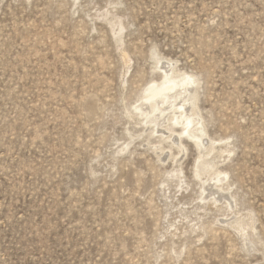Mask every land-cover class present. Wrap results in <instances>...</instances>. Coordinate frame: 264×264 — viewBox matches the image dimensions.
<instances>
[{"label":"rangeland","instance_id":"1","mask_svg":"<svg viewBox=\"0 0 264 264\" xmlns=\"http://www.w3.org/2000/svg\"><path fill=\"white\" fill-rule=\"evenodd\" d=\"M0 264H264V0H0Z\"/></svg>","mask_w":264,"mask_h":264},{"label":"bare ground","instance_id":"2","mask_svg":"<svg viewBox=\"0 0 264 264\" xmlns=\"http://www.w3.org/2000/svg\"><path fill=\"white\" fill-rule=\"evenodd\" d=\"M161 69L164 78V80L162 81L163 83L160 85L152 84L151 86H149L145 92V96L143 97V103H145V105H150V109L142 110V107H139V110L142 111L143 115L146 116L148 120L155 113H159V115H162L163 113L161 112L164 110L163 107L167 104L168 101L171 100L174 103L173 109L177 110L179 113V118L182 119L183 122L187 123L186 134H190L188 128L193 125L194 121L192 119L194 117L197 118V113L191 112L190 115H186V112L183 108L185 106L184 103L188 102L190 96L189 92L191 91V88L196 85L197 80L194 79L192 76L186 75L184 77L181 76L182 78H177L176 76H173V73L170 68L161 67ZM174 121H176V119ZM194 143L198 150L202 152L195 173L198 176L208 174L209 171L213 168L214 163H210L211 161L209 162L205 158L208 157L214 151V149L213 147H211V144H209V146L207 147H203L201 137H194ZM216 175L214 178L222 176L223 179H214V181L224 182L227 179V176L224 174L219 173Z\"/></svg>","mask_w":264,"mask_h":264}]
</instances>
